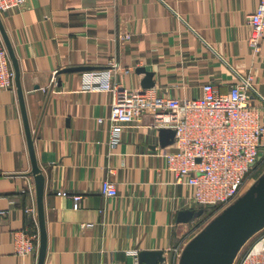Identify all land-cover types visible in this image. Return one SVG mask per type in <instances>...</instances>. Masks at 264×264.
Returning a JSON list of instances; mask_svg holds the SVG:
<instances>
[{
  "label": "crops",
  "instance_id": "obj_1",
  "mask_svg": "<svg viewBox=\"0 0 264 264\" xmlns=\"http://www.w3.org/2000/svg\"><path fill=\"white\" fill-rule=\"evenodd\" d=\"M259 0H25L0 13L18 61L37 165L44 176L47 235L44 264H134L141 251L164 252L177 264L202 208L192 188L167 169L160 130L150 114L108 143L111 95L81 88L69 66L113 69V81L158 97L193 99L203 84L226 92L250 76L249 102L264 121V38L248 44L247 17ZM128 34V38L124 35ZM0 45L4 46L0 35ZM91 70V69H90ZM52 74L55 81L51 82ZM112 170L111 173L108 170ZM31 162L16 88L0 90V264H36L14 253L12 232H38ZM109 178L117 194L102 195ZM81 196L77 209L69 196ZM204 209V208H203ZM39 234V232H38ZM196 234V233H195ZM38 247V246H37Z\"/></svg>",
  "mask_w": 264,
  "mask_h": 264
},
{
  "label": "built area",
  "instance_id": "obj_2",
  "mask_svg": "<svg viewBox=\"0 0 264 264\" xmlns=\"http://www.w3.org/2000/svg\"><path fill=\"white\" fill-rule=\"evenodd\" d=\"M24 2L0 0V13L19 8ZM247 24L248 44L257 52L264 38V0H259L255 11L248 15ZM80 75L83 90L111 95L107 116L111 147L119 143L123 129L144 114H150L156 126L174 130L173 150L163 152L167 169L177 182L192 188V203L215 208L214 216L241 195L264 161V121L259 118L258 108L249 102L250 92L254 91L250 76L240 77L226 92H219L212 83L203 84L199 97L180 100L155 96L149 89L125 88L113 81L110 68L85 70ZM12 88L13 69L6 48L0 45V90ZM100 192L115 196V183L103 179ZM56 194L71 197L73 208H78L80 195L66 191ZM38 238V232L30 229L12 232L14 253L36 254ZM180 253L176 250L177 258ZM232 264H264V227L240 248Z\"/></svg>",
  "mask_w": 264,
  "mask_h": 264
},
{
  "label": "water",
  "instance_id": "obj_3",
  "mask_svg": "<svg viewBox=\"0 0 264 264\" xmlns=\"http://www.w3.org/2000/svg\"><path fill=\"white\" fill-rule=\"evenodd\" d=\"M0 35L8 53L11 67L14 73V86L16 88L20 105L28 154L31 162V174L34 179L36 210L38 221V247L36 264H44L46 254L47 235L44 216V176L41 173L34 154L33 139L28 124L23 100V92L20 85V71L18 61L14 55L12 46L4 31L0 20ZM92 66H69L60 70L61 73L85 71ZM144 73L141 83L143 90L153 86L151 73L144 68H137ZM160 137L162 144L173 142L174 130L161 128ZM203 208L197 210L188 209L178 212L177 222H188L200 217ZM264 227V172L255 180L248 189L237 197L230 205L213 216L184 246L177 264H232L240 248L256 232ZM166 261L164 252L141 251L136 256L134 264H160Z\"/></svg>",
  "mask_w": 264,
  "mask_h": 264
},
{
  "label": "rangeland",
  "instance_id": "obj_4",
  "mask_svg": "<svg viewBox=\"0 0 264 264\" xmlns=\"http://www.w3.org/2000/svg\"><path fill=\"white\" fill-rule=\"evenodd\" d=\"M264 172V161L262 162V164L256 169L255 173L250 177V179L247 181L245 187L243 188V190L241 191L240 194H243L248 187L255 181L257 180V178ZM214 216V214H210L209 211H206L204 213V215L198 219L195 223V227H199V230ZM199 230H197V228L195 230L191 231V236L193 237L195 235V233H197ZM247 242V241H246Z\"/></svg>",
  "mask_w": 264,
  "mask_h": 264
},
{
  "label": "trees",
  "instance_id": "obj_5",
  "mask_svg": "<svg viewBox=\"0 0 264 264\" xmlns=\"http://www.w3.org/2000/svg\"><path fill=\"white\" fill-rule=\"evenodd\" d=\"M206 211H209L210 214H214L215 208L205 207V208H204V213H205Z\"/></svg>",
  "mask_w": 264,
  "mask_h": 264
}]
</instances>
